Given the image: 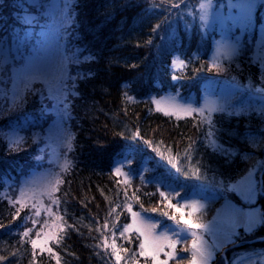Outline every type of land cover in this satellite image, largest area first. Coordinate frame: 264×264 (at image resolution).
Returning <instances> with one entry per match:
<instances>
[{"label": "trees", "instance_id": "1", "mask_svg": "<svg viewBox=\"0 0 264 264\" xmlns=\"http://www.w3.org/2000/svg\"><path fill=\"white\" fill-rule=\"evenodd\" d=\"M181 1L74 0L76 23L71 46L80 49L82 60L86 56L92 58L78 67L70 65L71 74L78 72L81 77L77 81L79 95L70 97L68 103L70 128L75 137L69 160L74 166L61 174L59 191L54 193L60 199L59 205L45 201L51 215L41 211L39 205L33 209L29 202L17 203L5 198L7 178L14 177L21 184L26 174L43 167L42 160L36 157L42 154L40 148L47 141L38 136L39 142L33 143L30 135H34L42 122L48 126L55 121L54 102L42 85L46 99L28 98L19 107L12 105L11 111L5 110L0 115V131L9 135L14 128L24 127L23 132L28 131L25 136H30L26 141L29 146L21 144L18 150H9L7 141L0 138V257L3 258L0 264H57V257L59 264H116L114 257L106 255L101 243L103 233L111 245L113 227L117 229L116 244L130 250L121 252L124 258L119 264H130L128 257L137 246L128 244L118 230L119 225L131 222L126 204L130 203L133 211L159 220L162 227L172 225L167 217L150 211L158 207L161 212L178 216L168 208L167 202L160 203L159 192L170 191L171 183L184 200L202 193L208 200L212 199L205 209L195 213L199 222L205 223L214 210L213 204L222 203L217 195L231 194L232 186L250 169L253 160L264 164V135H261L264 108L248 100L250 92L264 95V66L256 61L254 50L244 46L232 61L221 59L223 68L217 71L212 57L214 40H206L198 47L197 29L189 43L184 33L182 40L167 47L163 31L180 16ZM0 2L7 8L5 20H0V30L7 34L6 40L11 38L10 46L16 45L24 51L27 48L29 52L49 22L40 17L30 26L22 27L24 9L15 13L22 2ZM177 3L179 8L171 6ZM165 18L168 22L161 23ZM158 23L161 27L153 31ZM32 40L35 41L31 43ZM177 57L185 60V66L173 65ZM172 75L181 79L172 80ZM207 87H214L216 96L224 87L246 90L226 105L227 112L212 114V136L207 135V125L194 126L201 119L199 116L169 117L157 111L152 102L177 93L182 100L197 98L200 102ZM135 133L139 135L133 139ZM120 161L124 164L117 175L115 168L121 165ZM129 162L134 174L126 185L123 173L130 171ZM197 167L198 180L194 178ZM169 198L173 203L180 199L175 195ZM141 204L147 212L141 209ZM258 204L264 212L261 195ZM17 209L19 214L14 215ZM106 219L108 228L103 227ZM113 221H117L115 225ZM29 229V236H23ZM37 233L39 238L46 233L62 236L59 244L55 239L48 244L56 255L32 248L30 241L37 239ZM251 234L239 230L238 240L224 248L264 238V225ZM255 247L264 248V242L230 249L225 255L222 250L216 264H232L237 251ZM107 251L111 252V248ZM181 255L185 260L190 257L189 252ZM138 259L139 264H144L142 257Z\"/></svg>", "mask_w": 264, "mask_h": 264}, {"label": "snow or ice", "instance_id": "2", "mask_svg": "<svg viewBox=\"0 0 264 264\" xmlns=\"http://www.w3.org/2000/svg\"><path fill=\"white\" fill-rule=\"evenodd\" d=\"M199 5V20L203 28H207L208 22L212 13L214 0H197ZM253 0H246V5L241 6V12L239 13L241 20L240 22L249 23L251 20V7ZM53 9V14L59 20L60 33L57 37V43L54 48L47 47L45 49H37L31 54V57L27 62L23 63V68L17 71H13L11 65H9L7 55H4L5 49L7 48L8 55H11V49L8 47L11 43V38L5 39L6 33L0 30V115H3L4 111H11L12 105L19 107L24 101V93H36L42 91L40 89L33 88L32 85L36 81H40L42 85L47 90V95L49 99L55 100L58 106V112H60V119L54 125V128L49 131L47 139L51 141L54 137L60 141L62 147L66 148L67 152L73 151V141L75 139L74 134L67 132L64 128L65 117L70 118V113L68 111V103L70 97H75L79 95L77 90V81L81 78L77 72L75 75L71 74L69 67L79 66L81 63L91 60L90 56L83 57L79 55L80 49L73 48L72 41L75 38V32L73 28L75 26V11H74V0H59V3H53L50 5ZM172 7H179V3L171 5ZM187 6V5H185ZM44 8V5H40ZM264 8V3L260 5ZM35 8V3L33 0L32 10ZM195 14V13H194ZM35 22L34 17H24L21 26L27 27ZM167 18L161 21V23H167ZM161 27L158 23L153 28L156 31ZM62 42V43H61ZM151 43V40L148 41ZM27 51V48H26ZM239 41L236 43H227L224 41L216 42L215 55L213 57V67L220 71L223 68L221 63V57L228 61H232L236 56L239 55ZM13 60L15 57H12ZM185 60H181L179 57L173 61V65L179 64L180 66H185ZM7 66V67H6ZM88 75V74H85ZM172 80L181 79L178 75H172ZM10 85V87H9ZM11 94V96H10ZM127 95V93H125ZM179 93L173 96L163 97L161 100H152L156 104L157 111H163L166 116H175L177 119L181 116L192 117L199 116L201 119L197 121L194 125L195 127H200L201 125H207L209 131L208 136H212L211 131L213 127L212 114L213 113H225L228 107L225 104L219 102L216 99H210L205 97L202 106H194L192 103H180ZM129 99H132L129 97ZM166 102V107L161 108V103ZM237 114V113H231ZM261 115H264V110H262ZM139 133L133 135V139L138 136ZM264 135V133H261ZM0 138L7 141V146L9 150H18L20 145L24 142L25 137L22 136H12L8 135L4 131H0ZM33 143H38L40 138L38 136H33ZM216 141L213 140L212 144L215 145ZM50 146V145H46ZM190 147V146H189ZM41 152L44 150L41 149ZM37 160H43L44 156L39 155L36 157ZM187 159V156H186ZM169 163H172L169 160ZM123 165L124 161H120ZM74 166L73 161L69 160L67 156L64 157L63 163L59 165L61 173L67 172L71 167ZM173 167H176L173 164ZM129 172H124L125 177L124 183L127 185L130 183L132 175L134 174L131 170L129 162ZM180 169L176 168V172L180 173ZM61 173H49L44 178V187L46 188L47 196L52 204L59 205L60 199L54 196L55 192L59 191V184L62 182L60 180ZM200 169L197 167L194 171V178L200 179ZM115 174H121V167L115 168ZM141 182L144 178L140 177ZM35 183V181H33ZM179 184V181H175ZM159 188V184L156 185ZM183 187V185H180ZM256 185L250 181L241 182L240 185H233L232 191L238 192L243 199L245 206L248 207L246 211L244 207H237L230 203H226L224 208L217 211V217L214 218L212 224H205L199 222V218L195 216L200 209L206 207L198 199L184 200L181 196V192L177 190L173 184H169L168 188L170 191H161L159 196L162 198L160 203L163 204L167 202L169 209H172L177 215H169L168 212H161L158 207H153L150 211L152 213L159 212L162 217H167L168 220L172 221V225L162 227L159 220H155L149 216L142 215L141 212L133 211L132 205L126 204V209L131 216V222L119 225V236L124 238L128 244H136V249L132 251L131 255L128 257L130 264H139L138 257H142L144 264H169L170 261L175 260V264H185V258L181 253L190 252V257L187 258V264H210V260L214 256L213 247L217 250L221 247V244L215 243L214 245H209L206 240H204L202 235H198V231L202 230L204 233L213 235L214 238H220L222 243L233 242V236L238 235L236 233V228L243 225L245 230H251L257 224L264 225V213L257 216L253 209L255 203V196L257 195ZM25 190L20 189V196L23 197ZM135 195V192L133 193ZM175 195L180 197L173 203L169 198ZM139 201V197L136 198ZM181 200H184L183 204ZM15 202V201H13ZM37 205L33 204L32 208L36 209ZM144 212L147 209L140 205ZM184 209H189L185 212ZM45 210L51 215V208L45 207ZM20 209L14 215L19 214ZM114 211V210H112ZM111 214V211H110ZM35 215H39V211L35 212ZM62 219L61 217H57ZM31 219V217H29ZM119 219V213H117V221ZM117 221H113V225ZM36 221H33L35 223ZM47 226V222H44ZM183 225L184 227H180ZM103 227L108 228L107 219ZM99 231V229H98ZM116 227L110 229L112 234V243L108 244L109 237L101 233L102 245L105 247V252L108 257H114L116 264L124 258L121 252L129 253V248H125L122 245L118 246L116 244ZM31 229L22 233L23 236L28 237ZM186 233L187 235H182ZM127 234V235H126ZM37 239H31L30 243L32 248L35 250L40 249L41 253L47 252L49 255H56L53 249L48 246V238L41 242L39 239V233L36 234ZM191 238V248L189 249L185 245L187 244V238ZM53 239L59 244L62 240V236L58 234H53ZM178 246L180 250L178 251ZM111 248V252L107 249ZM99 255V253H97ZM163 257V258H162ZM3 258L0 257V260ZM246 259V258H245ZM57 264H59V258L57 257ZM264 264V262H261Z\"/></svg>", "mask_w": 264, "mask_h": 264}, {"label": "rangeland", "instance_id": "3", "mask_svg": "<svg viewBox=\"0 0 264 264\" xmlns=\"http://www.w3.org/2000/svg\"><path fill=\"white\" fill-rule=\"evenodd\" d=\"M27 1V2H26ZM20 0L22 2L19 7L15 10V13H19L20 9L23 8L24 10V17H34L35 21L40 20L39 18H46L49 22L47 28L43 31L40 40L38 42H35V46L29 51L26 52L22 48L20 50L16 45H8L11 49V55H8L7 48L5 49L4 55H7L9 65H11V68L13 71L19 72L23 68V62H27V60L31 57V54L35 52L37 49H45L47 47L54 48L57 43V37L60 33L59 28V20L57 17L53 14V9L50 6L53 3H59V0H34L35 8L32 10L33 6V0ZM264 3V0H253V4L251 7V20L249 23L240 22L241 17L239 13L241 12V6L246 5V0H214V5L212 9V13L208 22L207 28H203L201 26V22L199 20V5L197 0H182L181 1V14L177 18L175 22H172L171 24H168V28H165L163 31V36L165 38L164 43L165 45L172 46L175 42H178L177 40H182V36L185 33L187 36L188 43L190 42L191 38L193 37V34L195 30L196 37H197V45L198 47L200 45H203V43L206 40H214L215 49H216V42L217 41H224L227 43H236V41H239V49L244 46H248L249 48L254 50V55L256 61H260L262 65L264 66V8L260 7V5ZM43 4L44 8H41L40 5ZM187 5V6H185ZM4 5L0 2V20H5L6 18V12L7 8L3 7ZM6 6H8L6 4ZM179 8V7H178ZM38 11L39 14L36 12ZM8 13H9V7H8ZM195 13V14H194ZM12 14V13H11ZM22 24V22H21ZM182 25V26H180ZM212 37V38H211ZM7 37H5L6 39ZM21 39V38H20ZM35 40H32L31 43H33ZM25 43H27L26 39L24 40ZM23 43V41L19 42ZM62 43V42H61ZM215 49L212 52V57H214ZM15 57L13 60L12 57ZM221 59H223L221 57ZM176 66H180L177 64ZM7 67V66H6ZM70 71V67H69ZM71 73V72H70ZM33 88L40 89L42 91H38L36 93L30 94L28 92L24 93V101L23 103L28 99L31 98L33 100L34 97L39 96L43 99H46L45 96V90L40 83V81H36L32 85ZM47 91V90H46ZM246 92V90H244ZM243 90L237 89V88H223L221 89V92L218 93V96L215 95L214 87H207L204 91L203 97L200 102L197 101V98H193L189 101H185L179 98L180 103H192L194 106H202L204 103L205 97H208L210 99H216L219 100L220 103L225 105L232 104L233 99H235L238 96H242L244 94ZM238 94V95H237ZM251 95H249V101H254L257 106L264 108V95H260L257 93L250 92ZM173 95H167L163 97H168ZM162 97V98H163ZM161 98V99H162ZM158 99V100H161ZM231 100V101H230ZM54 102V116L55 121L48 126H45V122L41 123V127L38 128L37 131H34L32 134H36L37 136L43 137L44 140L47 141L46 145L50 146H41L40 149H43L41 155L44 156V159L42 160L43 167L41 168H35L33 171L29 172L25 175V177L22 178L21 184H17L16 180L13 178H7L5 180V188H4V197L15 201L17 203L22 202L23 204H36L39 205V208L41 211L45 210L46 202L49 201V197L46 193V188L44 187V178L49 173H61V169L59 167L60 164L63 163V159L65 156L70 159V152H67L66 148L62 147L60 144V141L56 139L55 137L49 141L47 139L49 135V131L54 128V125L59 121L60 119V112H58V106L55 100ZM21 105V104H20ZM166 102L161 103V108H165ZM241 108V107H240ZM53 109V108H52ZM20 110V109H19ZM69 111V110H68ZM163 112V111H162ZM186 117V116H182ZM64 128L67 132H71L70 128V119L68 117H65V123ZM26 127V126H25ZM24 127H16L14 128L9 135L12 136H22L25 137V140L22 144H24V147H28L29 145L26 143L27 139L30 136H25L26 133L23 132ZM264 142V141H263ZM263 161H259L256 163L255 160L251 162V167L246 173L243 175V177L236 182L235 185H240L241 182L250 181L254 183L257 191V195L255 196V203L252 206L254 211L256 212L257 216H259L261 213H264L261 206L258 204V201L260 200V186H261V179L263 180L262 185L264 184V164H262ZM254 165V166H253ZM253 166V167H252ZM118 167L122 168V165H119ZM122 170V169H121ZM62 174V173H61ZM17 179V178H16ZM61 179V175H60ZM35 181V183H33ZM25 190V194L23 197L20 196V189ZM263 190V189H262ZM233 192V193H232ZM231 194H224L219 193L220 195H217L222 203L221 204H213L214 210H212L209 213V218L205 222V224H212L214 221V218L217 217V211L224 208L226 203H230L237 207H244L245 210H248V207L245 206L242 197L238 192L232 191ZM205 195L202 193L200 195L196 194L190 197L188 200L191 199H198L200 202L204 205L209 204V199L204 197ZM206 207L200 209L199 211L205 209ZM143 215V214H142ZM262 224H257L254 228L251 230H245V227L243 225L236 228V233H239V230L243 229L245 232L253 235L256 230L261 227ZM180 227H184L181 225ZM182 235H187L186 233H182ZM198 235H202L204 240L208 242L209 245H214L215 243L221 244V247L217 250L215 247H213L214 256L210 260V264H216L219 260V257H221L220 252H224L226 246L229 244H233L236 242L237 236H233V242L231 243H222V240L220 238H214L213 235L204 233L202 230L198 231ZM46 237L48 238V244L52 241V234L46 233L45 235H42L39 239L41 242H43ZM264 242V238H254L251 241L246 242H240L236 244H241L240 247H244L246 244H254V243H262ZM189 249L191 248V238L190 236L187 238V244L185 245ZM257 246V245H256ZM261 247V245L257 246ZM222 252V254H223ZM189 252V256H190ZM224 256V255H223ZM163 258V257H162ZM233 263L232 264H261V262H264V248H256L254 250H245L240 249L237 251L233 256ZM246 258V259H245ZM175 264V260H172L169 262ZM185 264H187V259L185 260Z\"/></svg>", "mask_w": 264, "mask_h": 264}, {"label": "water", "instance_id": "4", "mask_svg": "<svg viewBox=\"0 0 264 264\" xmlns=\"http://www.w3.org/2000/svg\"><path fill=\"white\" fill-rule=\"evenodd\" d=\"M262 183H263V180L261 179V186H260V192H261V194L264 196V193H263V185H262ZM241 246V244H236V245H234V246H231V247H228V248H226L225 250H224V255H225V253H226V251L227 250H229V249H234V248H238V247H240Z\"/></svg>", "mask_w": 264, "mask_h": 264}, {"label": "bare ground", "instance_id": "5", "mask_svg": "<svg viewBox=\"0 0 264 264\" xmlns=\"http://www.w3.org/2000/svg\"><path fill=\"white\" fill-rule=\"evenodd\" d=\"M263 193H264V191H263ZM260 194H261V192H260ZM261 196L264 198V196L261 194ZM228 248V247H227ZM226 249V248H225ZM230 250V249H229ZM228 251V250H227ZM223 254H224V252H223ZM226 254V253H225Z\"/></svg>", "mask_w": 264, "mask_h": 264}]
</instances>
